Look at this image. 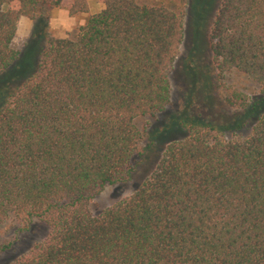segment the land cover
<instances>
[{"label":"trees","instance_id":"16d2710c","mask_svg":"<svg viewBox=\"0 0 264 264\" xmlns=\"http://www.w3.org/2000/svg\"><path fill=\"white\" fill-rule=\"evenodd\" d=\"M88 1L0 0V225L47 229L7 264H264V0H97L103 8L69 36L42 28L45 11L76 17ZM187 8L191 21L212 16L194 29L178 71L182 110L150 160L135 120L170 104ZM21 18L33 29L15 50ZM201 50L230 114L209 102ZM231 73L258 93L225 84ZM138 165L134 190L92 215L88 204Z\"/></svg>","mask_w":264,"mask_h":264},{"label":"rangeland","instance_id":"374dc122","mask_svg":"<svg viewBox=\"0 0 264 264\" xmlns=\"http://www.w3.org/2000/svg\"><path fill=\"white\" fill-rule=\"evenodd\" d=\"M213 1L214 0H211V2ZM138 2H163L167 5H174L177 8L182 7L181 0H138ZM200 2L205 3V0H200ZM102 8L103 5L99 1L89 0L88 11L84 15L70 17L67 13L66 7H62L56 10H50L49 12L45 11L47 20L44 24V27L42 28L52 37L64 38L72 34L78 26L82 25L88 15L98 13ZM188 11L189 8L186 9L187 20L185 36L183 45L181 47V55L174 64L175 72L172 70L170 74V79L173 87L170 104L163 112L157 114L155 117H139L135 120V125L137 126V128L143 134H145L144 145L147 143L151 144L152 154L150 155V160L154 159L156 155L162 150L161 140L160 138H158V133H161V129L166 125L169 117L174 116L177 112L182 110V84L184 80L178 72L180 69L179 67L185 59L184 56H186L188 52L190 41L194 40V38L196 39L194 35V29L198 28V30H200L201 32H205V29L208 27V24L211 20L213 9L209 10L207 8L206 12H204L200 18H195L193 16L192 21L188 19ZM17 28L18 32L16 33V36L12 41V47L15 50H21L32 33L33 22L28 19H20ZM199 40L200 42L203 41L201 37L198 39V41ZM199 46L200 49L205 48L204 44H200ZM203 55L204 54L201 50V53L197 54L196 59L198 61L200 71H202V73L204 74L202 75V79L206 78L207 82H209V102L212 104L213 110H215L216 112H221L222 114H230L232 113V110L228 109L223 102L222 96L224 95V91L217 85L218 83L216 82V74L214 71L212 72L209 69L211 68V65H208V62L206 60H203ZM202 68L204 69L201 70ZM224 83L237 88L239 91L248 96H254L258 93L257 87L245 76L238 73H231L226 75L224 78ZM243 133H246V131H243ZM177 136L178 132L172 131L167 134V137L164 138L172 139L176 138ZM139 161L140 158L135 156L133 162L138 163ZM137 167L138 172L133 175V179L130 182L104 188V190L88 204L89 212L92 215H97L103 209L116 202L118 199L129 195L138 185V183L145 177L143 173L145 172L144 165H138ZM46 233V227L38 223L33 224L28 232H18V225L13 220H8L3 225H0V245L12 242L11 249L0 254V264H7L13 257L26 250L34 242L41 240L46 235Z\"/></svg>","mask_w":264,"mask_h":264},{"label":"crops","instance_id":"0c3cea01","mask_svg":"<svg viewBox=\"0 0 264 264\" xmlns=\"http://www.w3.org/2000/svg\"><path fill=\"white\" fill-rule=\"evenodd\" d=\"M21 19H26V18H21ZM19 21H20V20H19ZM17 32H18V28H17ZM17 32H16V33H17Z\"/></svg>","mask_w":264,"mask_h":264}]
</instances>
